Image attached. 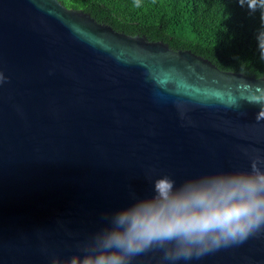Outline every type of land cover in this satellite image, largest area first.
I'll list each match as a JSON object with an SVG mask.
<instances>
[{
	"label": "water",
	"instance_id": "1",
	"mask_svg": "<svg viewBox=\"0 0 264 264\" xmlns=\"http://www.w3.org/2000/svg\"><path fill=\"white\" fill-rule=\"evenodd\" d=\"M0 264L79 253L104 214L264 154V77L126 35L58 0H0ZM148 252L132 264H161ZM169 264V262H165ZM177 264H264V234Z\"/></svg>",
	"mask_w": 264,
	"mask_h": 264
},
{
	"label": "clouds",
	"instance_id": "2",
	"mask_svg": "<svg viewBox=\"0 0 264 264\" xmlns=\"http://www.w3.org/2000/svg\"><path fill=\"white\" fill-rule=\"evenodd\" d=\"M261 13L257 45L264 61V0H239ZM140 7V0H136ZM7 78L0 72V85ZM264 120V89L249 101ZM248 170L218 171L177 184L169 175L149 177L152 195L132 193L130 206L104 214L106 226L79 245V253L51 264H132L148 252L162 253L161 264L200 259L223 248L239 246L264 234V154L245 152Z\"/></svg>",
	"mask_w": 264,
	"mask_h": 264
},
{
	"label": "trees",
	"instance_id": "3",
	"mask_svg": "<svg viewBox=\"0 0 264 264\" xmlns=\"http://www.w3.org/2000/svg\"><path fill=\"white\" fill-rule=\"evenodd\" d=\"M58 1L117 32L190 50L222 71L264 77L256 39L261 13L241 7L239 0H140V7L136 0Z\"/></svg>",
	"mask_w": 264,
	"mask_h": 264
}]
</instances>
